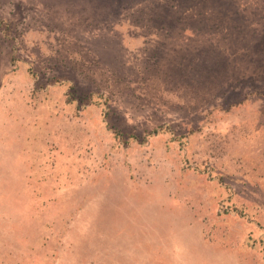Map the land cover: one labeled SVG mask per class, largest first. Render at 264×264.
I'll use <instances>...</instances> for the list:
<instances>
[{"label":"rangeland","instance_id":"rangeland-1","mask_svg":"<svg viewBox=\"0 0 264 264\" xmlns=\"http://www.w3.org/2000/svg\"><path fill=\"white\" fill-rule=\"evenodd\" d=\"M164 3L0 0V264H264V0Z\"/></svg>","mask_w":264,"mask_h":264},{"label":"trees","instance_id":"trees-1","mask_svg":"<svg viewBox=\"0 0 264 264\" xmlns=\"http://www.w3.org/2000/svg\"><path fill=\"white\" fill-rule=\"evenodd\" d=\"M176 1H178L180 3L178 8H176V9H174V7H172L171 5H169L167 3H164V5L160 4V6L157 8V10L159 9V11H160V12H158V14L161 13L162 15H163V13L165 14V13H167V12L169 13V11H171L170 15L172 14L171 15L172 19H169L167 17H162L161 20L160 19H157V20L154 19L150 23L151 24L154 23L157 26H161L162 24H165L163 26L175 27L176 24H177V19H178L177 15H179L182 10L184 12L185 17L187 18V22H188L187 24H188L189 27H191V28H194V27L199 28L200 26H203L206 23V21L204 19V15L205 14L203 15V12H201V9L200 8H196V9L191 8V6L193 4H195V3H198V2H200L201 4L204 3V0H176ZM196 1H198V2H196ZM66 86H67L68 89H70L72 85L70 84L69 81H67L66 82ZM69 95L70 96L66 97L67 103H71V101H74L75 104H78V106L79 105L82 106L84 103H89L91 101L90 98L92 97L93 93H88L85 96L83 95V96H80V97H75L72 93L69 92ZM105 100H106L105 97L101 96V99H100V101H98V103H100V105L103 106ZM101 114L103 116V119L107 115L106 112H104V111H102ZM154 131L155 130L153 129L151 131V133L154 132ZM111 133H112V136L116 140H118V141L122 140V142H124V143L127 142L126 139H123L121 132H118L116 129H112ZM127 136L132 137V138L135 137L132 134H128Z\"/></svg>","mask_w":264,"mask_h":264}]
</instances>
